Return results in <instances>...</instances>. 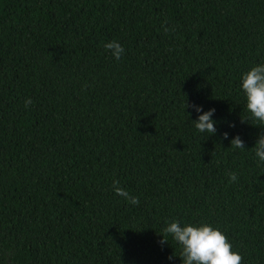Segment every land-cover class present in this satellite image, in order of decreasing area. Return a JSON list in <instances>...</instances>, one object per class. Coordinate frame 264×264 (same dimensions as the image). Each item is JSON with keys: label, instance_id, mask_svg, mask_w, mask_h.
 I'll list each match as a JSON object with an SVG mask.
<instances>
[{"label": "trees", "instance_id": "obj_1", "mask_svg": "<svg viewBox=\"0 0 264 264\" xmlns=\"http://www.w3.org/2000/svg\"><path fill=\"white\" fill-rule=\"evenodd\" d=\"M260 63L264 0H0V264H182L173 220L264 264V126L241 122Z\"/></svg>", "mask_w": 264, "mask_h": 264}, {"label": "clouds", "instance_id": "obj_2", "mask_svg": "<svg viewBox=\"0 0 264 264\" xmlns=\"http://www.w3.org/2000/svg\"><path fill=\"white\" fill-rule=\"evenodd\" d=\"M168 29L165 28V31ZM106 51H110L111 55L120 60L125 52L124 47L112 40L104 44ZM241 90L246 98L247 116L241 117V122H251L253 125L264 126V63H260L251 67L244 72L241 78ZM33 101L26 98L25 107H29ZM195 108L198 118L192 123L200 133H208L214 135L217 132L216 121L213 119L215 108L207 111L203 110L202 105H188L187 107ZM234 127L235 125H231ZM224 138L229 137L228 132H224ZM232 149H244L245 142L237 134L231 139ZM259 161L264 163V133H261L255 146L251 148ZM229 183L236 182L238 176L235 172H229ZM112 188L117 196L123 197L128 203L138 205L139 197L132 196L126 189L120 187V181L114 180ZM163 239L161 244L169 243L167 239L171 236L172 241L179 245L182 264H243V256L239 251H233V246L228 237L219 228L211 224L201 223H185L181 224L179 220L167 222L161 232H157ZM175 255V254H174ZM173 257L170 256L171 260Z\"/></svg>", "mask_w": 264, "mask_h": 264}]
</instances>
